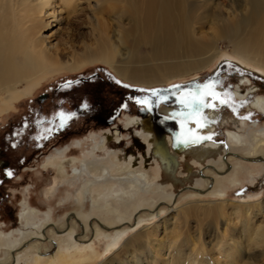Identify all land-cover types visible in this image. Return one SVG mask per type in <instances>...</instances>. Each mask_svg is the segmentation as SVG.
I'll list each match as a JSON object with an SVG mask.
<instances>
[{"label":"bare ground","instance_id":"1","mask_svg":"<svg viewBox=\"0 0 264 264\" xmlns=\"http://www.w3.org/2000/svg\"><path fill=\"white\" fill-rule=\"evenodd\" d=\"M82 16L89 25L93 43L85 45L82 52H72L68 60L61 59L59 55L62 49L54 42L55 38L65 24L66 35L70 37L72 30L69 28L81 21ZM225 43V47H228L233 55L264 72V0H0V98L47 70L65 68L72 71L95 62L108 65L120 79L132 85H164L172 79L187 78L205 70L220 55V47ZM245 83L249 86H245ZM256 90L257 86L251 85L249 77L246 76L239 79L234 95L239 99H252L251 107L264 115V96L252 98L253 94H257ZM159 110L167 117L180 113L178 108L167 105H161ZM218 113L212 109L205 111L210 118L219 116ZM176 118L180 120V117ZM187 124L195 131L206 132L214 129L208 120L207 126L203 128H198L192 122ZM126 126H131L137 131L146 143L147 150L152 153L149 166L143 165L142 162L136 164L131 156L126 157L120 150H112L110 143L122 142V132L116 129L100 135L99 140L95 137L91 149L84 159L79 161L80 165L72 168L73 177L86 175L88 178L77 196L78 199L83 192H88L92 207L106 211L116 220L123 219L119 206L121 201L131 198L136 200L133 202L136 203L142 196L139 195L142 187L145 193L154 189V179L157 175L151 172L153 168L158 174L162 168L165 171L170 168L169 160L156 150V137L148 117L128 116ZM239 129L241 126L238 124L235 128L227 130L229 140L233 142V146L244 147L248 152L247 157L257 156L256 159L243 157V160L260 161L264 167V126L258 130L253 128L254 131L249 132L247 136L242 135ZM247 137H250L249 141ZM107 147L109 148L106 149ZM168 147L171 148L169 139ZM221 150L222 147L217 143H205L191 146L186 152L197 162L203 163L207 158L216 157ZM101 151H106L107 154L99 155ZM232 155H228V160L233 158ZM58 157L64 159L62 154ZM64 163L60 160L57 171L59 175L65 172ZM186 165L189 170L192 169L189 161H186ZM222 165L224 166V163ZM211 167L209 169L215 171L216 175H223V171ZM209 169H206L205 173H208ZM229 173L232 184L241 181L237 169ZM204 174L201 173V176ZM209 178L214 180L211 176ZM95 182H99L96 187ZM192 205L208 218L215 219L221 215L226 227L233 222L230 218L232 214L235 213L237 218L240 214L236 213H242L243 219H240V222L243 231L244 226L253 225L252 222L259 215L264 217L261 201L251 203L228 199L197 200L172 209L175 216H171L169 221L173 224L179 222L178 217L181 215L179 216L178 212H181L186 220ZM228 209H231V212L225 213ZM35 214L36 210L24 207L19 216L26 228L36 229V233L32 232L34 235L28 238L31 244H28L24 254L26 264H85L91 259L90 253L95 254L91 246L74 234L76 220L82 227L80 230L83 235L87 230L78 218L72 216V222L63 229H53L65 236L59 238L56 252L45 258L39 249L47 248L46 242L48 243L49 239L46 228L43 227L46 226L45 222L50 215H45V221L36 223ZM138 214L136 213L134 218ZM94 223L98 234L104 238L109 237L102 249L103 254H108V257L99 264H149V260L152 264H161L159 253L169 258L164 259V264H173V261L176 264H208L203 246L197 241L190 242V256H184L178 241L173 238L168 248L162 246L163 238L155 242L159 222L148 227L147 232L135 233L118 247L116 245L124 230H117L114 236H110L107 232L98 230L99 226L111 230L118 227L117 225L108 226L97 220ZM53 230L48 229L47 232ZM166 230L167 226L163 227L164 234ZM30 233L24 232L23 229L18 232L21 238ZM11 236V232H0V245L15 247L18 241H12ZM152 241L155 242L152 244L155 248L145 256L147 249L142 245L151 244ZM231 241L228 247L222 248V252L227 256L224 264L233 261L235 253L241 251L236 248L234 240ZM246 242L250 249H264V226H255ZM15 251L12 252L13 264H17L20 255Z\"/></svg>","mask_w":264,"mask_h":264},{"label":"rangeland","instance_id":"2","mask_svg":"<svg viewBox=\"0 0 264 264\" xmlns=\"http://www.w3.org/2000/svg\"><path fill=\"white\" fill-rule=\"evenodd\" d=\"M218 1L225 2V0ZM81 19L72 28H69L72 30L70 37L66 35L67 30L65 28L67 25L65 24L55 38L54 42L58 43V47L62 49V53L59 55L61 59L68 60L72 52H82L85 45L93 43V36L90 33L89 25L84 17ZM225 46L226 43L221 45L222 51L220 55L205 70L187 78L172 79L164 85L152 87L132 85L120 79L108 65L95 62L85 64L80 69L72 71L65 68L47 70L34 79L19 85L14 91H10L2 96L0 98V148L3 150V155L0 159L6 161L7 165L4 168H0V232H11L12 236L10 239L12 241L16 239L19 244L17 243L15 247L0 245V259H4L0 260V262L13 264L14 256H12V252L16 250L15 252H19L20 254L17 264H26L24 254L31 244V240H28V238L30 235H34L32 232L36 230L26 228L23 220H20L19 216L22 209L27 207L30 210H36V223L44 220L45 215H50V218L45 222L47 223L46 226L43 227L46 228V235L49 239L48 243L46 242L47 248L43 249L40 247L39 249L45 258L51 253L56 252L59 238L65 236L56 233L54 230L63 229L64 226L72 222V216H75L80 220V223L86 228L87 232L83 235L84 233L81 231L82 227L76 220L74 222V234H76L78 239L84 240L85 244L91 246L92 251L95 253H90L91 259L85 264H99L108 257V254H103L102 249L109 240V237L104 238L103 235L95 231L94 221L96 220L104 225L118 226L111 230H105L98 224L99 229H97L107 232L110 236H114L117 230H124L116 247L137 232H147L148 227L159 222L155 242H159V238H163L164 245L162 246L168 248L170 241L175 239L178 241V245L181 246L184 256L191 255L190 242L197 241L203 246L204 257L208 264H224L223 262L227 256L222 252V248L228 247L227 245L232 243L231 239H233L234 243H236L235 245H237L236 248L241 249V251L235 253L236 260L230 261L229 264H264V249H250L246 242L248 235H251L255 226L259 224L264 226V217L261 218L263 215H259L252 222L253 225H245L244 231L240 222V219H243L242 213H236L242 215H239L237 218L235 217V213L232 214L233 216L231 215L230 218L233 222L229 223L226 227L223 224L221 215L215 219L208 218L207 215L198 212L193 205L187 212L186 220H184L183 214L178 212L179 216L181 215L178 217V224H173L169 221L171 216H175L172 209L183 206L189 201H219L223 199L251 203L261 201L264 207V167L259 163L260 161L243 160V157L251 158L247 157V150L244 147L233 146V142L227 136V130L235 128L238 124L241 126V129H239L240 133L244 136H247L254 129L258 130L264 126V115L251 107L252 99L248 100L246 98L244 100L234 96L239 79L247 76L250 79L251 85L257 86V94H253L252 98L263 97L264 72L233 55L229 51V48ZM78 76L82 77L81 79L90 81V84L87 83L86 85L89 88L93 89L95 86L98 87L97 89L101 88L97 86L98 84L104 87L110 86L107 89L110 91L112 97L123 96L119 114L111 122L117 125L103 129L106 123L100 120L91 119L88 121L83 118L68 120L69 123H66L68 125L65 129L69 133L66 136L57 141L54 139V145L43 149L39 154L31 156L32 152L27 151L25 147L28 130L23 131L22 128L20 129L17 124L18 121L23 119L24 113L27 107L30 106L32 99L42 92H47L49 95L47 100L43 102L42 109L45 112H54V134L62 131L60 130L62 128L59 126L60 119L57 114L61 111L65 112L66 108H70V103L66 102V100H60V108L52 110L49 105V102L52 101V95L50 94H52L54 86L58 83ZM116 81L134 88L127 95L126 92L129 89L124 86L121 95L111 87ZM209 81L217 82V92L221 94L227 92L229 94L228 97H225L228 99L227 104H220L218 101H215L217 107L213 111L219 112V116L215 115V117L210 118L205 114L207 109H204V115L214 126L212 131H195L187 123L182 128L180 120L177 118L166 119V115L163 116L160 112L161 105L176 107L180 112H183V107L177 103L176 95L173 94L178 95L181 91L193 85H203ZM174 85H179L180 88H174ZM246 85L248 84L245 83ZM81 88H77L76 90L79 91ZM152 90H158V96H153ZM131 93L132 95H130ZM55 96L54 94V98ZM164 97H167V99H163ZM145 98L151 102L150 111L144 110V106L135 103V99ZM158 98L159 104L157 106L156 101ZM94 100L95 97L90 99V103ZM106 101L108 102L109 99ZM140 111H146V113L151 114L152 117L150 115H141V117H148L150 119L152 129H154L153 133L156 137V150L160 151V154L166 160H169L170 168L168 171L162 168L159 174L153 168L151 172L157 175L154 179V189L145 193L142 191V187L139 194L142 196L136 202L137 204L133 203L136 200L131 198L121 201L119 206L123 219L116 220L113 215L108 214L106 211H99L93 208L88 192H83L80 199H78L77 196L88 178L86 175H80L79 178L73 177L72 171L74 169L72 168L80 165L79 161L87 155L95 137L99 140L100 135L102 136L104 133H109L116 129L122 132V142L121 144L110 143L112 150H120L126 157L131 156L136 164L142 162L143 165L149 166L152 161V153L147 150L146 143L137 131L131 126H126L128 116H139ZM157 111L162 115L158 114ZM39 128V132L44 133L53 128V125L47 122L43 126L41 124ZM189 129L197 136L211 138L202 139L198 143H179L177 138L183 139L188 134L187 130ZM35 133L37 134V132H33V134ZM168 139L171 142V148L168 147ZM249 140L250 137L248 138ZM205 143H217L222 147V150L216 157L207 158L203 163L197 162L186 152L191 146H200ZM230 153L233 154V158H229L230 160H228ZM61 154L64 156V159L58 157ZM98 154L104 156L107 152L101 151ZM255 157L257 156L253 158ZM60 160L65 162V172L62 175H59L57 172ZM186 161L192 164L191 170L187 168ZM222 163H224V166ZM210 166H212L211 168L216 167L223 171V175H216L215 171L209 169ZM206 169H209L208 173H205ZM234 169L240 172L239 177L242 178L236 184H232L229 179V172H233ZM8 171H11L12 175L6 178L5 176H8L6 174ZM201 173L205 174L201 176ZM210 176L214 180H211ZM90 179L94 180L95 178ZM98 185L99 182L94 183V187ZM100 202L102 201L100 200ZM224 212L230 213L231 209ZM136 213L139 214L134 218ZM123 222L127 223L124 224ZM165 226H167V232L164 234L163 227ZM19 229H23L26 233L31 232L32 234L30 233L27 237L21 238V235L18 234ZM48 229L54 230L53 232H47ZM155 242L152 241L151 244L145 243L142 245L147 249L145 256L148 255L149 251H153L155 247L152 244ZM158 255L161 264L165 263L164 259H169L161 253ZM148 263L152 264L151 260ZM172 263L176 264L175 261Z\"/></svg>","mask_w":264,"mask_h":264},{"label":"flooded vegetation","instance_id":"3","mask_svg":"<svg viewBox=\"0 0 264 264\" xmlns=\"http://www.w3.org/2000/svg\"><path fill=\"white\" fill-rule=\"evenodd\" d=\"M82 77H75L73 79H67L65 81H62L54 86L52 90V101L49 102L50 109L54 110V108H60V100L70 103V108H66L64 113H75V115L70 119H80L83 118L85 120H100L106 123V126L103 127L105 129L106 127H112L117 125L116 123L112 124V120H114L117 115L119 114L120 105H121V97H112L110 94V91L107 89L108 87L101 86L98 84L97 86L101 87L97 89L98 87L89 88L87 83L90 84V81L87 79H81ZM66 82H72V86L65 88L64 85ZM127 89H129L126 93L127 95L130 93V90H133L134 87L127 85ZM82 87V88H81ZM116 90V92L120 93L122 95V89H124L123 83H114L113 86H111ZM77 88H81L79 91L76 90ZM244 93V92H243ZM54 94L56 95L54 98ZM47 92H42L39 95H36L32 101L30 106L27 107L26 112L24 113L23 119L21 121H18V126L20 129L22 128L23 131H27L26 134V144L25 147L27 151H31L33 155L39 154L43 151V149L49 148L50 146L54 145V139L60 140L66 134L69 132L65 129L68 124H65L64 127H62V131L57 132V134H54V112H45L42 109V104L45 102L48 98ZM78 95V96H77ZM132 95V93L130 94ZM235 96V95H234ZM95 97V100L90 103V99H93ZM238 98V97H236ZM109 99L107 102L106 100ZM68 100V101H67ZM56 101V102H55ZM58 101V102H57ZM60 101V102H59ZM253 102V100H252ZM84 103L88 104V108H84L82 105ZM161 105V104H160ZM169 106V105H167ZM144 108V107H143ZM141 108V109H143ZM49 109V107H48ZM144 110H146L144 108ZM213 110V109H212ZM158 112V111H157ZM148 113V112H147ZM146 111H140V115L144 116H151L150 113L147 114ZM158 114L162 115L158 112ZM165 116V115H163ZM152 117V116H151ZM167 117V116H166ZM52 124L53 128H50L46 132H39L40 125H45L46 123ZM69 123V122H68ZM108 123V124H107ZM27 125V126H25ZM60 126V125H59ZM58 130V129H57ZM33 132H37V134H33ZM40 133V134H39ZM39 134V135H38ZM187 146V145H186ZM185 146V147H186ZM184 147V148H185ZM3 150L0 148V158H2ZM1 160L0 168H4L7 165V162L3 159ZM6 178H9V176H5Z\"/></svg>","mask_w":264,"mask_h":264},{"label":"snow or ice","instance_id":"4","mask_svg":"<svg viewBox=\"0 0 264 264\" xmlns=\"http://www.w3.org/2000/svg\"><path fill=\"white\" fill-rule=\"evenodd\" d=\"M116 83H120L119 81H116ZM72 86V82H66L64 87L68 88ZM125 87H128L127 85H124ZM174 88H180L179 85H174ZM217 82L215 81H209L208 83H205L203 85H193L192 87H189L183 91H181L178 95H176V101L178 104H180L184 111L180 113L174 114L172 117H166L168 118H176L180 117L181 120V126L182 128L184 125L188 122L195 123L198 128H203L207 126V118L204 115V109H215L217 107V104L215 101H218L220 104H227L228 99L225 97H228V93L225 92L223 94L216 91ZM144 91V90H141ZM153 96H158V90H152ZM163 99H167V97H164ZM135 103L144 106L145 109L151 110V102L145 98V99H135ZM157 106L159 104V98L156 101ZM84 108H88V104L84 103L82 105ZM75 113H64L63 111L59 112L57 116L60 119V127H64V125L70 120ZM27 126V125H25ZM187 135L181 139L177 138L179 143L184 144H190V143H198L202 139H210L211 137H200L195 135L192 130H187ZM183 135V134H182ZM8 176H11V171H8L6 173Z\"/></svg>","mask_w":264,"mask_h":264}]
</instances>
